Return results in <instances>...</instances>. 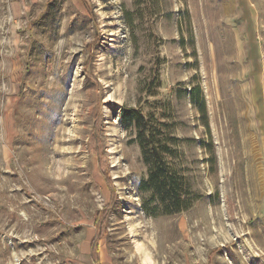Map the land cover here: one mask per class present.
Masks as SVG:
<instances>
[{
  "label": "rangeland",
  "instance_id": "374dc122",
  "mask_svg": "<svg viewBox=\"0 0 264 264\" xmlns=\"http://www.w3.org/2000/svg\"><path fill=\"white\" fill-rule=\"evenodd\" d=\"M124 106L185 139L191 209H142ZM97 222L102 264H264V0H0V264H93Z\"/></svg>",
  "mask_w": 264,
  "mask_h": 264
},
{
  "label": "trees",
  "instance_id": "16d2710c",
  "mask_svg": "<svg viewBox=\"0 0 264 264\" xmlns=\"http://www.w3.org/2000/svg\"><path fill=\"white\" fill-rule=\"evenodd\" d=\"M152 81L155 82L149 86L152 87L149 95L157 96L156 87L161 85L159 72ZM188 93L210 133L209 110L202 85H192ZM120 119L126 129L135 130L147 166V175L138 182L142 209L153 217L179 214L191 209L204 194L194 187L182 165L180 142L185 139L175 133V124L161 119L156 110L145 112L134 106H124ZM200 144L210 152L209 162L214 167L217 158L213 139L200 141ZM104 215L105 212H102L101 220ZM101 225L97 222L98 229L91 245V256L95 264H102L99 256V243L103 237Z\"/></svg>",
  "mask_w": 264,
  "mask_h": 264
},
{
  "label": "crops",
  "instance_id": "0c3cea01",
  "mask_svg": "<svg viewBox=\"0 0 264 264\" xmlns=\"http://www.w3.org/2000/svg\"><path fill=\"white\" fill-rule=\"evenodd\" d=\"M92 240H93V239H92ZM91 245H92V241H91V244H90V255H91ZM91 259H92L93 264H95V263H94V260H93V258H92V256H91Z\"/></svg>",
  "mask_w": 264,
  "mask_h": 264
}]
</instances>
